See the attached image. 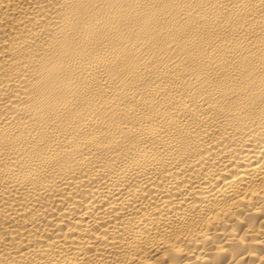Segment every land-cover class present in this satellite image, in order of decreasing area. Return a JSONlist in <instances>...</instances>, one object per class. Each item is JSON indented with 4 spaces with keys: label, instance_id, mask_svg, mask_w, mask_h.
I'll return each instance as SVG.
<instances>
[{
    "label": "bare ground",
    "instance_id": "1",
    "mask_svg": "<svg viewBox=\"0 0 264 264\" xmlns=\"http://www.w3.org/2000/svg\"><path fill=\"white\" fill-rule=\"evenodd\" d=\"M0 264H264V0H0Z\"/></svg>",
    "mask_w": 264,
    "mask_h": 264
}]
</instances>
